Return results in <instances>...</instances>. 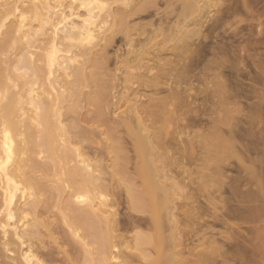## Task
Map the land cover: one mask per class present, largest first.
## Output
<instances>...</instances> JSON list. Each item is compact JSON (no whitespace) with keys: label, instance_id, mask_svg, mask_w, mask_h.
<instances>
[{"label":"rangeland","instance_id":"rangeland-1","mask_svg":"<svg viewBox=\"0 0 264 264\" xmlns=\"http://www.w3.org/2000/svg\"><path fill=\"white\" fill-rule=\"evenodd\" d=\"M118 4L138 6L98 58L104 123L82 147L116 179L104 198L126 241L103 233L107 247L121 243L111 264H264V0ZM132 91L148 131L125 111ZM125 115L134 131L115 127ZM63 180L47 214L57 238L45 236L41 251L47 264H88Z\"/></svg>","mask_w":264,"mask_h":264},{"label":"bare ground","instance_id":"bare-ground-1","mask_svg":"<svg viewBox=\"0 0 264 264\" xmlns=\"http://www.w3.org/2000/svg\"><path fill=\"white\" fill-rule=\"evenodd\" d=\"M125 1L0 0V264H47L51 254L41 251L45 248L44 237L53 242L57 238L55 220L47 214L58 203L55 200L62 178L71 190L75 189L66 197L64 207L84 232L81 237L79 228H74L84 245L85 262L111 264L116 258L117 246L124 235L113 216L112 205L104 198L116 180L112 178L114 172L112 175L110 172L109 178L104 176V167L112 163L103 165L104 157L100 154L91 159L82 147L96 141L91 136L94 131L89 128L104 123L101 112L104 92L96 67L113 39L115 25L117 29L123 27L118 28L116 21L123 23L136 13L138 5L118 4ZM136 94L127 93L125 100V111L129 117L133 115L136 123L133 117L131 121L125 115L116 128L123 125L132 130L135 123L142 130L149 129L148 120L142 116L146 110H140L133 101ZM91 113L94 118L88 117ZM109 124L114 127L115 123ZM91 162L99 169H94ZM135 173L139 176L138 170ZM104 232L120 241L107 247Z\"/></svg>","mask_w":264,"mask_h":264}]
</instances>
